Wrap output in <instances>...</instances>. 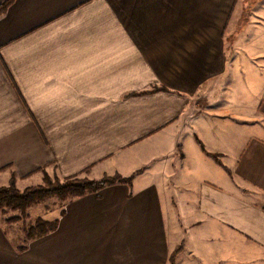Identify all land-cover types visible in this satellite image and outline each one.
Here are the masks:
<instances>
[{"label":"crops","instance_id":"crops-1","mask_svg":"<svg viewBox=\"0 0 264 264\" xmlns=\"http://www.w3.org/2000/svg\"><path fill=\"white\" fill-rule=\"evenodd\" d=\"M5 0H0L2 4ZM116 183L0 264H264V0H15L0 184Z\"/></svg>","mask_w":264,"mask_h":264},{"label":"trees","instance_id":"trees-1","mask_svg":"<svg viewBox=\"0 0 264 264\" xmlns=\"http://www.w3.org/2000/svg\"><path fill=\"white\" fill-rule=\"evenodd\" d=\"M15 0H5L0 4V15L5 13ZM116 183L131 184V178H123L120 175L104 177L100 180L88 178L69 177L66 179L45 177V184L28 187L24 190L17 188L14 181L8 186H0V209H11L26 212L35 204L41 203L49 198L57 197L62 203L82 197L87 194L97 193L103 188ZM58 220L49 221L39 218L29 227L26 240L18 246L19 251H25L30 241L46 236L56 230ZM182 251V247L170 256V264H176V258Z\"/></svg>","mask_w":264,"mask_h":264},{"label":"rangeland","instance_id":"rangeland-1","mask_svg":"<svg viewBox=\"0 0 264 264\" xmlns=\"http://www.w3.org/2000/svg\"><path fill=\"white\" fill-rule=\"evenodd\" d=\"M50 178L54 180L57 177ZM63 205L64 204L57 197H52L41 203L35 204L24 213L11 209H0V227L8 232L17 245H21L26 240L27 230L37 219L43 218L49 221L56 220Z\"/></svg>","mask_w":264,"mask_h":264}]
</instances>
